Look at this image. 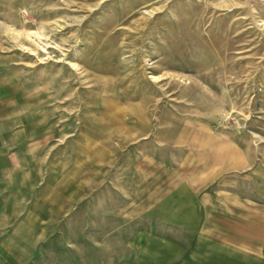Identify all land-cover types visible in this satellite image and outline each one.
<instances>
[{
  "label": "rangeland",
  "instance_id": "374dc122",
  "mask_svg": "<svg viewBox=\"0 0 264 264\" xmlns=\"http://www.w3.org/2000/svg\"><path fill=\"white\" fill-rule=\"evenodd\" d=\"M234 195L264 213V0H0V264H264Z\"/></svg>",
  "mask_w": 264,
  "mask_h": 264
},
{
  "label": "crops",
  "instance_id": "0c3cea01",
  "mask_svg": "<svg viewBox=\"0 0 264 264\" xmlns=\"http://www.w3.org/2000/svg\"><path fill=\"white\" fill-rule=\"evenodd\" d=\"M187 195L191 196L192 194L188 192ZM194 198L196 199V194L194 195ZM257 198L253 197L252 200H248L246 201L247 203H245L242 198H235L234 195V197L229 200V203H222L223 205L221 208L225 210V212L220 213L219 224L220 235L225 236L230 243L242 242L243 244H241V247L245 249L246 252L252 251L253 253L251 254L254 256H257L256 251L264 250V217H261V214L264 215V213H261L260 211V204L257 201ZM181 204L196 205L192 202L178 203V205ZM204 205H214V202H205ZM219 205H221L220 201ZM224 205L232 206L225 208L223 207ZM244 205H251V211H247L249 208H243Z\"/></svg>",
  "mask_w": 264,
  "mask_h": 264
}]
</instances>
